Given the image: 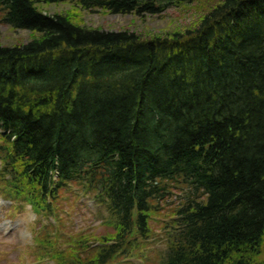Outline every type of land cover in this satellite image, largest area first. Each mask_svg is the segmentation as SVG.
Instances as JSON below:
<instances>
[{"label":"trees","instance_id":"16d2710c","mask_svg":"<svg viewBox=\"0 0 264 264\" xmlns=\"http://www.w3.org/2000/svg\"><path fill=\"white\" fill-rule=\"evenodd\" d=\"M41 2L0 0L1 23L31 33L0 44V189L51 225L69 192L89 196L116 233L95 258L80 239L88 253L66 260L45 231L38 257L130 256L181 197L165 264H253L264 239V0H224L194 30L151 38L88 28L75 11L144 18L170 0H44L74 6L53 15Z\"/></svg>","mask_w":264,"mask_h":264},{"label":"rangeland","instance_id":"374dc122","mask_svg":"<svg viewBox=\"0 0 264 264\" xmlns=\"http://www.w3.org/2000/svg\"><path fill=\"white\" fill-rule=\"evenodd\" d=\"M224 0H170L172 7L161 16H146L139 18L134 15H111L103 10L96 13L75 11L82 24L91 29L104 31H133L145 38L166 36L176 32L183 33L198 27L203 17ZM40 7L48 14H59L74 9L70 3L46 4L44 0ZM31 33L25 30H14L0 21V44L15 46L27 42ZM175 194H179L174 191ZM67 196V197H66ZM63 200V210L60 211L61 220L58 224L54 219L37 217L26 203L11 201L0 189V264H58L59 259L49 255L38 257L40 247L37 238H46L47 233L57 240V252H62L63 258L70 259V254L81 259L88 253L80 248L79 240L87 239L92 244V256L95 258L100 252L96 249L98 241L103 237H110L116 233L115 219H112L105 208L98 206L93 198L69 192ZM176 197L173 204L164 206L161 215L150 224L148 239L138 238L134 243L135 250L130 256H121L108 264H165L170 234L173 232V208L180 204ZM26 222L32 223V230L24 232L20 244L7 233L8 229L16 228ZM44 227V228H43ZM259 257L253 264H264V239ZM70 253V254H68ZM83 256V257H82Z\"/></svg>","mask_w":264,"mask_h":264},{"label":"clouds","instance_id":"9594fccd","mask_svg":"<svg viewBox=\"0 0 264 264\" xmlns=\"http://www.w3.org/2000/svg\"><path fill=\"white\" fill-rule=\"evenodd\" d=\"M32 226L33 225H32L31 222H26V223L22 224L19 227L8 229L7 233H5V234L7 235L8 233H10L11 234V238L14 239L17 243L24 244V243H27V241L23 240V235L22 234L24 232L31 231L32 230Z\"/></svg>","mask_w":264,"mask_h":264}]
</instances>
